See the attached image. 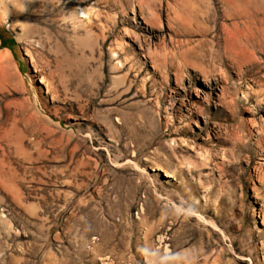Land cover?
I'll use <instances>...</instances> for the list:
<instances>
[{"label":"rangeland","instance_id":"374dc122","mask_svg":"<svg viewBox=\"0 0 264 264\" xmlns=\"http://www.w3.org/2000/svg\"><path fill=\"white\" fill-rule=\"evenodd\" d=\"M146 1L0 0V264H264V0Z\"/></svg>","mask_w":264,"mask_h":264},{"label":"bare ground","instance_id":"6f19581e","mask_svg":"<svg viewBox=\"0 0 264 264\" xmlns=\"http://www.w3.org/2000/svg\"><path fill=\"white\" fill-rule=\"evenodd\" d=\"M138 2H140L139 3V6L141 7L143 4L142 3H146L148 6H149V8H148V16L149 15H151V19H152V21H153V25L156 27V20H157V17H156V11H155V8L154 7H152V5H150V3H149V1H146V0H137ZM177 16H178V14H177ZM150 23V22H149ZM151 24V23H150ZM152 25V24H151ZM152 25V26H153ZM157 28V27H156ZM142 31H144L145 32V29H143L142 28ZM149 34H151V32H148ZM221 95H223V92H221ZM260 119V121H258L257 123H256V125L258 126L259 125V128H260V133H261V135H264V121H263V118L262 117H260L259 118ZM262 149H260V151H261ZM261 153H264V150L263 151H261ZM262 158V157H261ZM93 239H96V238H94L93 237ZM90 249L92 250V251H97L98 249H99V247H98V244L96 243V242H94V245L92 246V247H90ZM108 254L109 253H106V257H109L108 256ZM50 259H52V257H50ZM15 262H16V264H19L20 263V259H15Z\"/></svg>","mask_w":264,"mask_h":264}]
</instances>
